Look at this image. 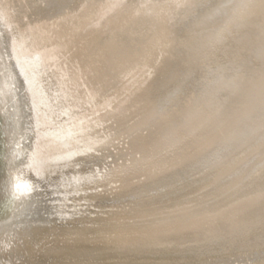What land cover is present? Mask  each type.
Listing matches in <instances>:
<instances>
[{
    "label": "bare ground",
    "instance_id": "obj_1",
    "mask_svg": "<svg viewBox=\"0 0 264 264\" xmlns=\"http://www.w3.org/2000/svg\"><path fill=\"white\" fill-rule=\"evenodd\" d=\"M0 264H264V0H0Z\"/></svg>",
    "mask_w": 264,
    "mask_h": 264
},
{
    "label": "rangeland",
    "instance_id": "obj_2",
    "mask_svg": "<svg viewBox=\"0 0 264 264\" xmlns=\"http://www.w3.org/2000/svg\"><path fill=\"white\" fill-rule=\"evenodd\" d=\"M37 145L40 147L42 158L47 161V164L44 167L46 173L52 174L59 166L58 163H54V157L56 155H59L60 153H63L64 150L59 149L56 144H54L53 142L49 143V141H41L37 143Z\"/></svg>",
    "mask_w": 264,
    "mask_h": 264
},
{
    "label": "water",
    "instance_id": "obj_3",
    "mask_svg": "<svg viewBox=\"0 0 264 264\" xmlns=\"http://www.w3.org/2000/svg\"><path fill=\"white\" fill-rule=\"evenodd\" d=\"M168 17V16H167ZM171 15L168 17V20L170 19L171 20ZM255 38V37H254ZM253 37L251 38V39H254ZM245 39V41H247V39L246 38H244ZM128 39H125V42L127 41ZM255 40V39H254ZM239 42H240V39L238 40ZM253 40H251V42H252ZM181 43H183V42H179V45L181 44ZM222 43V42H221ZM241 43V42H240ZM261 43V42H260ZM178 49H180V47H178ZM178 49H176V50H178ZM243 50V49H242ZM179 52V51H178ZM239 52H240V50H239ZM244 54H242V55H244V56H247L246 54H245V52H243ZM261 54H262V51H258V54H256V56H261ZM243 67H245L246 69H247V71H248V69H253V67H254V63H253V61H248V63L247 64H244L243 63ZM250 71V70H249ZM215 103H217V101H215ZM219 106H221V104L219 105ZM221 107H224V106H221ZM217 108V107H216ZM217 111V117H219V120H223L224 119V115L223 116H220V115H218L219 113L218 112H221L222 110L220 109V111H218V110H216ZM223 112V111H222ZM206 113V111H203L202 112V114L204 115ZM234 119H236V117H234ZM237 119H239V118H237ZM240 119H242L241 120V122L237 125V124H235L236 122H233L234 123V125L235 126H238V128H237V130L235 131V133H234V137L237 139V138H240V136L241 137H243L242 135H243V133H244V135H245V133L248 131V128H250L249 126H248V122L246 121L245 122V120L246 119H244V121H243V118H240ZM243 121V122H242ZM232 125V124H231ZM235 126H232V127H235ZM222 128H224V127H222ZM228 129V128H227ZM220 131V130H219ZM228 131V130H227ZM240 131V132H239ZM243 131V132H242ZM231 134H233L232 133V131L230 132ZM238 136V137H237ZM218 137V136H217ZM211 139V138H210ZM214 140V141H213ZM197 142V141H196ZM212 142L214 143V144H212V146L213 145H215V138L214 139H212ZM189 151H191L190 149H188ZM187 150V151H188ZM221 151V150H220ZM194 153V152H193ZM192 153V154H193ZM192 154H190V155H192ZM236 217H238V216H236ZM219 222V221H218ZM219 224H221V223H219Z\"/></svg>",
    "mask_w": 264,
    "mask_h": 264
}]
</instances>
